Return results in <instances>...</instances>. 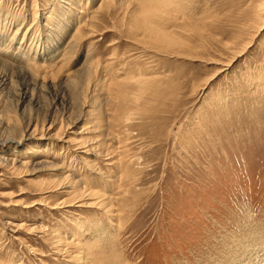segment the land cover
<instances>
[{
    "label": "rangeland",
    "instance_id": "rangeland-1",
    "mask_svg": "<svg viewBox=\"0 0 264 264\" xmlns=\"http://www.w3.org/2000/svg\"><path fill=\"white\" fill-rule=\"evenodd\" d=\"M164 2L0 0V264H264V0Z\"/></svg>",
    "mask_w": 264,
    "mask_h": 264
},
{
    "label": "bare ground",
    "instance_id": "bare-ground-1",
    "mask_svg": "<svg viewBox=\"0 0 264 264\" xmlns=\"http://www.w3.org/2000/svg\"><path fill=\"white\" fill-rule=\"evenodd\" d=\"M166 1H167V0H165L164 4L166 3ZM74 2H75V1H74ZM164 4H163V5H164ZM171 4H172V3H171ZM148 5H149V4H148ZM168 5H169V4H168ZM166 7L168 8V6H166ZM59 8H60V7H59ZM67 8H68V7H67ZM147 8H148V7H147ZM159 8H160V7H159ZM169 8H170V7H169ZM148 9H149V8H148ZM154 9H155V8H154ZM173 9H174V8H173ZM69 10H70V8H69ZM165 10H166V8H165ZM55 11H56V10H55ZM149 11H150V10H149ZM65 12L67 13V12H68V9H67V10L65 9ZM53 13H54V12L52 11V13L50 14V16H49L47 19H45L47 23H51L50 21L52 20V18H54V17H53ZM66 13H65V14H66ZM147 13H148V11H147ZM147 13H146V14H147ZM47 14H48V13H47ZM55 14H56V13H55ZM149 14H150V13H149ZM151 15H152V14H151ZM148 17H149V15L147 16V18H148ZM151 17H152V16H151ZM43 18H44V17H43ZM135 22H136V20H135ZM145 22H146V21H145ZM263 23H264V22H263ZM45 26H46V25H45ZM260 29H261V28H260ZM14 36H15V35H14ZM75 38H78V31H76ZM2 61H3V60H2ZM19 67H20V66H19ZM17 69L20 70L21 68H17ZM21 70H22V69H21ZM21 70H20V71H21ZM90 71H91V70H90ZM88 73H89V72H88ZM91 73H92V72H91ZM7 74H8V73H7ZM25 75H26V76H29L30 79H33V75H35V74L32 75L31 73H29V74L26 73ZM84 75H85V74H84ZM4 76H5V75H4ZM9 76H10V75H9ZM5 78H6V77H5ZM26 78H27V77H26ZM84 79H85V78H84ZM86 79H87V77H86ZM142 79H143V78H142ZM3 80H4V79H3ZM83 84H84V83H83ZM87 84H88V83H87ZM89 85H90V84H89ZM82 88H83V86H82ZM84 89H85V88H84ZM85 91H86V90H85ZM85 91H84V92H85ZM82 92H83V90H82ZM83 95H84V94H83ZM10 144H11V143H10ZM17 144H19V142H17ZM69 144H70V143H69ZM80 145H81V144H80ZM13 149H14V147H13ZM10 150H12V148H11ZM12 151H13V150H12ZM6 158H7V157H6ZM6 158H3V156L0 157V164H3V165H4V164H5V165H6V164H9L10 161H9L8 159H6ZM12 161H13V159H12ZM13 163H14V162H13ZM10 164H12V163L10 162ZM25 167H26V166H25ZM25 167H24V168H25ZM63 174H65V172H63ZM66 174H67V173H66ZM66 174H65V175H66ZM66 177H67V179L69 180V184H68V182H66V183L69 185V187H71V188H72L73 186L76 187V188H74V192H77V193L79 192V194H80V190H82V189L80 188V186H81L80 181L74 179V178H75L74 176H68V174L66 175ZM58 178H59V177H58ZM62 178H64V177L62 176ZM67 179H66V180H67ZM52 181H53V180H52ZM66 183L64 182V184H66ZM54 184H55V183H54ZM62 184H63V183H62ZM77 195H78V194H76V196H77ZM252 247H253V246H252ZM246 249H247V248H246ZM254 253H255V252H253V250H250V254H248V256L246 257L248 261L242 262V263H240V264H246V262H249V263H250V262L253 261V259H255V260L257 259V261H259V260H260V261H263L262 258L260 259V257L258 258V257H256V255L254 256V255H253ZM241 255H242V254H241ZM263 255H264V254H263ZM237 256H238V255H237ZM244 257H245V256H244ZM246 258H245V259H246ZM236 260H237V259H236ZM260 261H259V262H260ZM249 263H247V264H249ZM255 264H256V263H255ZM260 264H262V263H260Z\"/></svg>",
    "mask_w": 264,
    "mask_h": 264
}]
</instances>
